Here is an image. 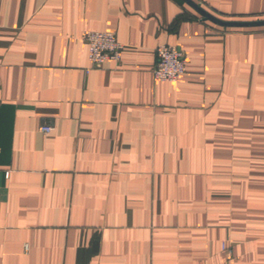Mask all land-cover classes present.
I'll return each instance as SVG.
<instances>
[{
    "label": "crops",
    "instance_id": "0c3cea01",
    "mask_svg": "<svg viewBox=\"0 0 264 264\" xmlns=\"http://www.w3.org/2000/svg\"><path fill=\"white\" fill-rule=\"evenodd\" d=\"M191 1L264 20V0ZM87 31L120 64L93 67ZM162 45L177 82L154 78ZM0 264H264V27L183 0H0Z\"/></svg>",
    "mask_w": 264,
    "mask_h": 264
},
{
    "label": "built area",
    "instance_id": "2783aa9c",
    "mask_svg": "<svg viewBox=\"0 0 264 264\" xmlns=\"http://www.w3.org/2000/svg\"><path fill=\"white\" fill-rule=\"evenodd\" d=\"M84 39L89 47V60L93 67L101 68L106 62L120 64L124 46L117 37L109 32L87 31ZM187 72L186 61L181 50L176 46L162 45L157 49V63L153 75L158 82H177ZM54 128L43 125L41 131L45 134L53 132ZM28 247H26V250ZM226 249V245H223Z\"/></svg>",
    "mask_w": 264,
    "mask_h": 264
},
{
    "label": "water",
    "instance_id": "95a60500",
    "mask_svg": "<svg viewBox=\"0 0 264 264\" xmlns=\"http://www.w3.org/2000/svg\"><path fill=\"white\" fill-rule=\"evenodd\" d=\"M189 6H191L195 11H197L205 19L225 28H255V27H264V20L258 21H225L219 19L212 14L205 11L198 4L194 3L191 0H183Z\"/></svg>",
    "mask_w": 264,
    "mask_h": 264
},
{
    "label": "trees",
    "instance_id": "16d2710c",
    "mask_svg": "<svg viewBox=\"0 0 264 264\" xmlns=\"http://www.w3.org/2000/svg\"><path fill=\"white\" fill-rule=\"evenodd\" d=\"M255 28H263V27H255Z\"/></svg>",
    "mask_w": 264,
    "mask_h": 264
}]
</instances>
